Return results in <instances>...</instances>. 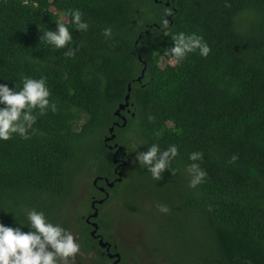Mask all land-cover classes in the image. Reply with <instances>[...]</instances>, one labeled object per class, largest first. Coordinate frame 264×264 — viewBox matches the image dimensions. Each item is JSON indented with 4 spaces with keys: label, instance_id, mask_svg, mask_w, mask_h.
<instances>
[{
    "label": "trees",
    "instance_id": "16d2710c",
    "mask_svg": "<svg viewBox=\"0 0 264 264\" xmlns=\"http://www.w3.org/2000/svg\"><path fill=\"white\" fill-rule=\"evenodd\" d=\"M158 1L0 0V83L18 90L25 77H44L57 108L37 116L30 139L13 134L0 142V222L27 225L33 209L60 226L64 218L62 227L84 255L95 250L99 264H111L81 218L91 211L93 185L74 205L72 224L66 206L87 180L113 179L114 151L105 140L114 127L115 142L127 152L119 158L128 163L123 183L107 189L104 207L116 201V218L99 207L105 241L137 236L157 264H264V0ZM69 9L81 10L86 32L71 25ZM166 12L168 35L159 23ZM57 20L72 33L74 57L41 40ZM181 31L202 36L210 54L169 64L165 50ZM140 58L147 69L138 82L145 68ZM129 85L135 116L122 112L123 126L115 112ZM154 143L179 151L173 172L159 181L134 162V149ZM192 152L202 154L196 163L207 173L195 188L189 187Z\"/></svg>",
    "mask_w": 264,
    "mask_h": 264
},
{
    "label": "clouds",
    "instance_id": "9594fccd",
    "mask_svg": "<svg viewBox=\"0 0 264 264\" xmlns=\"http://www.w3.org/2000/svg\"><path fill=\"white\" fill-rule=\"evenodd\" d=\"M35 6V5H33ZM64 15L71 17V25L80 32H86L89 28L87 21L83 19V13L79 9H69ZM170 12L160 20V28L168 35ZM102 34L111 38V28L103 29ZM41 40L54 49L68 48L64 55L74 57L78 48H71L73 36L69 27L60 20L56 21L54 30L43 32ZM172 46L165 50L164 55L169 56V64L175 66L181 63L190 53L198 52L201 57H207L211 48L202 36L196 33L186 34L176 32L171 34ZM51 92L47 86L46 78L25 77L22 87L10 88L6 83H0V142L9 141L13 134H18L22 139H30L29 130L33 129L37 116H43L47 111L55 112L56 104L50 102ZM34 110L38 112L34 115ZM151 119V118H150ZM136 152L134 162L150 173L152 179L159 181L171 162L178 156L176 145H169L161 150L158 144H152L147 151ZM188 159L193 161L188 166L191 174L190 188L204 182L207 173L196 161L202 159V154L192 152ZM238 159L233 155L231 160ZM159 212L166 214L167 205H157ZM27 225L12 227L0 222V264H68L80 252V244L71 232L59 224L52 223L43 211L35 209L27 213ZM27 226L29 231H23Z\"/></svg>",
    "mask_w": 264,
    "mask_h": 264
},
{
    "label": "flooded vegetation",
    "instance_id": "af4514ba",
    "mask_svg": "<svg viewBox=\"0 0 264 264\" xmlns=\"http://www.w3.org/2000/svg\"><path fill=\"white\" fill-rule=\"evenodd\" d=\"M132 108H133V106L129 107L128 109H126L123 112V114L129 115V116L131 115L132 117H134L135 114L132 112ZM126 115H122V117H125L127 119ZM108 137H110V135ZM115 140H116V137H115L114 141L110 142L112 144L107 143V144H105V146L108 149H110L109 147H114V145H116V144L118 146H120L118 143L115 142ZM120 147H122V146H120ZM111 151H114V156H113L114 157L113 158L114 169H113V174H112L114 176L113 179L109 180L108 177H105V176H95L92 178V180L91 179L87 180V182L89 181V183L93 185L95 190L90 187V191L92 190L94 192L93 194L95 196H92L90 198L91 199V206H90L91 211H89L86 216L82 215L81 218L84 221H86V223L91 227L90 234L94 230L92 227V224H98V226H100V223H101L100 219H101L102 211L99 207H101V208L103 207L105 209L104 211H106L108 206H109L108 205L107 207H104V204L107 203V201L110 200V198H111L110 197L111 193L108 192L107 189H110V190L115 189L118 186V184L123 183V180H124L122 177V181L118 182V180L120 179L119 174L123 173V176L125 175V170L122 169V168H124V166L122 164L127 162V161L124 160V158H122V157L119 158V155H122V156H124V154L127 155V152L125 153L124 148H123V151L121 153L117 154V148H115V147ZM112 182H115V183H114V186L112 188H110L109 183H112ZM85 184H86V182H85ZM76 187H77V184H76ZM88 187H89V185H88ZM88 191H89V189L87 190L84 198H86V196L88 197L89 192H90V191L89 192ZM112 194H114V193H112ZM101 195L103 197H101ZM120 195L122 197V194H120ZM97 197H101V198L98 199ZM101 201H102V203H100ZM93 203H95L94 207H93ZM111 203L115 204L117 202L113 200ZM115 209H118V208H114L113 210H115ZM78 210H81V212L84 211L83 209H78ZM96 210H98V217L97 218H91L90 221L88 222L89 216L94 214ZM109 215L112 216V214H109ZM112 217L116 218V216H112ZM73 221H74V217H71L70 218V224H72ZM113 233L115 234L116 231L113 230ZM97 236H101V238H103V240H104V237L101 234H99V229L97 232ZM131 241H132L131 239H128V238H126L120 234L119 242H108V241L104 240V242L108 243V247L103 248L100 246V238L95 239L97 246H99L103 250L101 252V256L102 257L105 256L108 259H110L111 264H114V262L117 260V258L116 257L110 258V256H116V255L120 256V262L118 264H157L153 258L154 255H151L149 249H147L146 247H141V246H139V244H136V243L132 244ZM125 242H127V244ZM119 248L126 255L124 260H123L122 254L120 253ZM77 255L79 257H82L81 258V260H83L82 264H99V253L97 254L95 250H94V252H90L88 255H84L80 251ZM73 264H76V263H73ZM79 264H81V263H79Z\"/></svg>",
    "mask_w": 264,
    "mask_h": 264
},
{
    "label": "water",
    "instance_id": "95a60500",
    "mask_svg": "<svg viewBox=\"0 0 264 264\" xmlns=\"http://www.w3.org/2000/svg\"><path fill=\"white\" fill-rule=\"evenodd\" d=\"M156 3H158L159 1L158 0H155ZM166 6L169 7L170 6V3L167 2L166 3ZM168 19H171V16L168 17ZM147 34H149V31L146 32ZM141 62H143V60L140 58ZM143 64L145 65V68L143 70V73H142V76L138 78V82H141L142 81V78H144L145 76V71L147 69V66H146V63L143 62ZM131 92H132V88H131V85H129V88H128V95L126 96L125 98V102L120 104L117 111L115 112V116L116 117H119L123 120V126H126L127 124V119L125 117H122L121 113L124 112L126 109H128L129 107L133 106V104L131 103ZM130 112V111H129ZM115 126H118V124H115ZM114 127L110 128L109 130V133H110V137H108L105 141L106 143H109V142H112L114 141L115 139V135H114ZM115 148H117V154L121 153L123 151V147H120L118 146L117 144L114 145ZM114 147H109L111 150L114 148ZM126 154H124L125 156ZM116 162V161H115ZM127 163H123L122 165L125 166ZM120 176V179L118 180V182H121L122 181V177H123V173H120L119 174ZM114 183L115 182H112V183H109V187L112 188L114 186ZM102 203V201L100 202ZM95 206V203H93V207ZM98 217V210L95 211L94 214L90 215L89 218H88V222L90 221L91 218H97ZM92 227H93V232L91 233V235L97 239V238H100V246L105 248V247H108V243L107 242H104L103 238H101V236H97V232H98V229H99V226L98 224H92ZM113 257H116L117 260L114 262V264H118L120 262V256L119 255H116V256H110V258H113Z\"/></svg>",
    "mask_w": 264,
    "mask_h": 264
},
{
    "label": "rangeland",
    "instance_id": "374dc122",
    "mask_svg": "<svg viewBox=\"0 0 264 264\" xmlns=\"http://www.w3.org/2000/svg\"><path fill=\"white\" fill-rule=\"evenodd\" d=\"M45 8L47 9V10H50V11H55V9L51 6V5H49L48 4V6H45ZM60 20H62V21H67V19H65V17H60ZM88 185H89V181L88 182H86V184L85 183H83V184H81L80 186H79V188H80V191L79 192H75L74 193V196H73V198L71 199V201H69V207H68V205L66 206V209H67V211H68V214H70V216H68L67 217V221L68 222H70V218L71 217H74V215H75V207H74V205L77 203V202H80L81 200H83V198L85 197V194H86V192H87V190H88ZM114 208H119V206H118V204L117 203H115V204H113V203H111V204H109V206H108V208H107V212L108 213H110V214H112V216H116L117 214H118V209H115V210H113ZM67 214V215H68ZM142 219V217H140L137 221L139 222L140 220ZM65 219L63 218L62 220H61V226L63 225V221H64ZM70 224V223H69ZM136 229H134V233H136ZM118 233H119V231H118ZM126 244H127V242H125ZM134 243H137V236H133V239H132V244H134ZM81 258L82 257H79L78 255L74 258V260H72V261H70V264H73V263H76V264H79V263H83V260H81Z\"/></svg>",
    "mask_w": 264,
    "mask_h": 264
}]
</instances>
